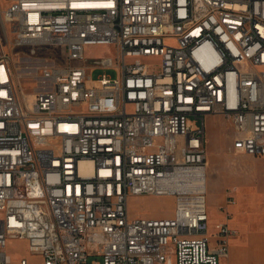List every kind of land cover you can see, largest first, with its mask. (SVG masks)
I'll return each instance as SVG.
<instances>
[{"label":"built area","instance_id":"2783aa9c","mask_svg":"<svg viewBox=\"0 0 264 264\" xmlns=\"http://www.w3.org/2000/svg\"><path fill=\"white\" fill-rule=\"evenodd\" d=\"M7 2L17 46L67 59L26 100L0 31V264H220L239 230L227 211L210 231L207 116L231 124L233 152L264 156V0ZM101 44L115 56L84 58ZM162 194L172 215L131 214ZM12 238L36 260L13 259Z\"/></svg>","mask_w":264,"mask_h":264},{"label":"rangeland","instance_id":"374dc122","mask_svg":"<svg viewBox=\"0 0 264 264\" xmlns=\"http://www.w3.org/2000/svg\"><path fill=\"white\" fill-rule=\"evenodd\" d=\"M7 0H0V7L5 10ZM3 14V12H2ZM0 31L4 38L5 51L9 56L14 73L15 83L21 96L31 100L33 94L40 89V70L44 65L55 62L64 63L67 53L61 46L43 48L40 56L29 53L27 46H17L14 36L3 28L0 15ZM113 45H87L85 59L115 56ZM144 61L157 68L160 63L158 57L144 58ZM107 73L117 77V70L113 67L97 68L90 71L92 78ZM196 122V121H195ZM207 148L209 159V173L207 178V204L209 196L216 197L223 189L226 200L230 194L234 197L227 208L229 224L239 230L237 238L231 240V250L240 241L248 240L256 233H264V156H252L245 153H235L231 150L234 135L231 124L221 115L207 117ZM236 188V189H234ZM129 208L134 216H170L175 208V197L172 195H142L130 198ZM222 217H220L221 219ZM222 220V219H221ZM216 223V222H215ZM215 224L211 223L213 232ZM7 251L13 259L28 257L36 260L30 253L25 239H9ZM238 258L242 264H260V252L240 251ZM234 255L221 257L220 264H233Z\"/></svg>","mask_w":264,"mask_h":264},{"label":"crops","instance_id":"0c3cea01","mask_svg":"<svg viewBox=\"0 0 264 264\" xmlns=\"http://www.w3.org/2000/svg\"><path fill=\"white\" fill-rule=\"evenodd\" d=\"M207 117L210 118L212 117V115H209ZM207 141H208V138H207ZM207 151H208V148H207ZM208 173H209V159H208ZM227 201L228 199L226 200V194L224 193L223 189L220 191V193L216 197H213L211 195L209 196L208 210H209V217H210V220H209L210 225L211 223L216 224L219 221L227 220V214H226V212L228 211ZM220 217H222L221 218L222 220L220 219ZM253 234L254 235L250 237L248 240H245L242 242L240 241L237 245H235L232 251H230L231 250V243H230L229 254L226 257H230L231 254L234 255L233 264H242V262H240V259L238 258V255L240 251L242 250L244 253L247 250L254 251L255 253L260 252V264H264V233L253 232ZM237 236L235 238H237ZM237 239H240V238H237Z\"/></svg>","mask_w":264,"mask_h":264}]
</instances>
